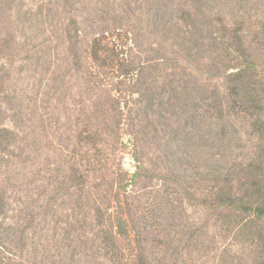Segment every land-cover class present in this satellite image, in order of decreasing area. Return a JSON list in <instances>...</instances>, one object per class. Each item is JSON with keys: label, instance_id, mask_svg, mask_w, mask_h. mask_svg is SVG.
I'll list each match as a JSON object with an SVG mask.
<instances>
[{"label": "rangeland", "instance_id": "374dc122", "mask_svg": "<svg viewBox=\"0 0 264 264\" xmlns=\"http://www.w3.org/2000/svg\"><path fill=\"white\" fill-rule=\"evenodd\" d=\"M0 111V264H262L264 0H0Z\"/></svg>", "mask_w": 264, "mask_h": 264}, {"label": "trees", "instance_id": "16d2710c", "mask_svg": "<svg viewBox=\"0 0 264 264\" xmlns=\"http://www.w3.org/2000/svg\"><path fill=\"white\" fill-rule=\"evenodd\" d=\"M93 50H94L93 57L98 61L100 59V53L97 51L96 48ZM241 88H242V91L245 92L246 95L250 94L251 91L248 89V87H246V85H242ZM232 91L235 96V74L232 78ZM256 126L259 132L262 135H264V121L259 120ZM13 137L14 136H13L12 131L3 125L2 113L0 111V150H4L10 145L12 141L14 140ZM223 192H224L222 196L223 203L225 202V204L227 203L229 206H232L237 203L243 212H252L254 217L253 219L248 221V223L250 224L249 226L253 228L257 226L260 227L258 223H260L261 220L264 218V197L261 201L254 200L253 202H250V201L243 199L242 197L235 199L231 195V192H226V191H223ZM259 236L262 238L263 243H264V233L259 234ZM262 264H264V260Z\"/></svg>", "mask_w": 264, "mask_h": 264}]
</instances>
